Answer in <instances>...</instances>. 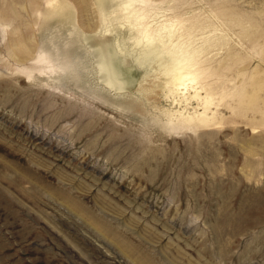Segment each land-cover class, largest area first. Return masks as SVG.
Segmentation results:
<instances>
[{"label":"rangeland","instance_id":"rangeland-1","mask_svg":"<svg viewBox=\"0 0 264 264\" xmlns=\"http://www.w3.org/2000/svg\"><path fill=\"white\" fill-rule=\"evenodd\" d=\"M123 1L0 0V264H264V0L145 5L208 68L211 121L176 128L192 88L101 79L90 38L128 30Z\"/></svg>","mask_w":264,"mask_h":264},{"label":"bare ground","instance_id":"bare-ground-1","mask_svg":"<svg viewBox=\"0 0 264 264\" xmlns=\"http://www.w3.org/2000/svg\"><path fill=\"white\" fill-rule=\"evenodd\" d=\"M109 1L113 2L115 0H97L95 3L98 4V7L104 9L106 2ZM148 1L149 0H124L122 2V10H119L124 13L121 15L120 20L128 22L130 26L126 32L116 31L115 36L90 38L93 55L100 69L101 79L108 87L116 91H122L131 81V76L127 69L133 66L139 70L142 78L141 81H145L146 78L150 76L154 78L160 77L163 79V84L168 87L172 93L182 90L186 91L192 88L194 90L193 94L190 95L188 93V96H183V98H185V101L196 99L202 105L203 111L201 113H188V115L180 112L174 126L207 125L211 121L210 117L207 115V111L212 104L213 94H211L212 92L208 89L205 90V96L201 97L198 88L193 86V84H199L202 77L209 74L207 73L208 68H203L201 66V61L198 59L200 52H203V50L198 48L185 50L179 46L181 50L176 52L172 50V48L169 49L170 46L167 48L166 42L169 40L168 38H172L174 34L172 29L175 23L169 25L162 24L157 29L150 30L143 22L147 16L145 5ZM112 4L113 3H111V5ZM72 14V7L70 5L59 3L53 11L48 13V17L57 16L64 22V20L68 21L72 19ZM196 26L198 27L197 24ZM193 27H195V24L188 26L186 31L188 35H190ZM163 35L168 37V40L165 41L164 38H162L165 37ZM174 46V48H176L178 45L175 44ZM10 47L12 49L13 47L24 49V44L21 39H16L13 40ZM177 49L179 50V48ZM46 56L41 53L36 60L38 62L47 61ZM27 72L29 73L30 71ZM202 89L204 88L202 87ZM242 93L243 90H239L236 91L235 95L240 96ZM183 94L185 93L183 92ZM223 99L224 95H221V100ZM174 128H176V126Z\"/></svg>","mask_w":264,"mask_h":264}]
</instances>
